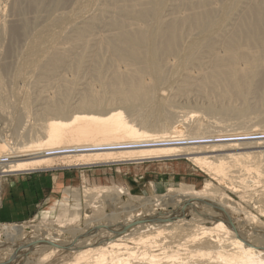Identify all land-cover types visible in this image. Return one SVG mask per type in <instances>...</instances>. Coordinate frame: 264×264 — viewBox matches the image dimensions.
<instances>
[{
	"label": "bare ground",
	"instance_id": "bare-ground-1",
	"mask_svg": "<svg viewBox=\"0 0 264 264\" xmlns=\"http://www.w3.org/2000/svg\"><path fill=\"white\" fill-rule=\"evenodd\" d=\"M172 158L201 190L68 187L62 226H13L0 264H264V223L226 195L264 179V0H0L1 181Z\"/></svg>",
	"mask_w": 264,
	"mask_h": 264
},
{
	"label": "rangeland",
	"instance_id": "rangeland-1",
	"mask_svg": "<svg viewBox=\"0 0 264 264\" xmlns=\"http://www.w3.org/2000/svg\"><path fill=\"white\" fill-rule=\"evenodd\" d=\"M5 134L6 136H9L8 132ZM8 140L12 143V140L9 138ZM62 170L74 173V181L72 182L70 180V184L65 185L64 189L72 187L78 190H85V188L88 190H95L96 188L110 187L111 189L116 190L118 187H121L128 194V197L123 199L124 204L131 201L130 203L134 205L141 204L144 199L146 201L147 199H155L156 197L165 195L170 188L175 189L183 185L194 186L197 190H201L205 182L210 178L207 174L193 166L192 163L185 158H172L144 161V163H125L121 165L108 166L90 165L85 167L73 165L68 166L62 161H57L51 166L44 165L40 171H34H37L35 173L52 175V173ZM262 170L264 171L263 168ZM262 177L264 178V176ZM6 178L2 179V181L0 180V182H2L0 183V190L1 187H3L4 180ZM214 183L219 186L218 182L214 181ZM230 183H232L238 191L236 194L230 192L226 193L230 200L238 204L243 211L252 213L264 223V215L260 216L257 210L252 208L249 204V202L255 199V197L263 196L264 179H245L243 181L235 179L230 181ZM60 191L61 190L58 191V194L56 193L57 195H53L43 208L41 207L44 204L46 197L41 198V200L36 204L34 210L35 212H33V215L30 218L15 223L1 222L0 240L5 242V238L9 236L8 230H13V226H22L24 228L25 235L29 236L36 234L40 228L45 232L48 228L62 226L57 222L61 223L64 220L59 221V216L56 214V210L52 207L60 201L66 203L64 196L61 194L62 191ZM96 202L98 201L96 200ZM49 207H51L50 210H48ZM85 214L91 219L94 212L91 208H86ZM213 224V222H206L205 226L211 228L213 227ZM63 229H67V227L65 226ZM62 238H64V236ZM6 253L7 251L0 250V263L6 260ZM57 254L58 255L54 256L44 264L72 263V260L74 259V257H72L74 255H71V252L68 251L59 252ZM178 262L175 263L180 264Z\"/></svg>",
	"mask_w": 264,
	"mask_h": 264
},
{
	"label": "crops",
	"instance_id": "crops-1",
	"mask_svg": "<svg viewBox=\"0 0 264 264\" xmlns=\"http://www.w3.org/2000/svg\"><path fill=\"white\" fill-rule=\"evenodd\" d=\"M73 178L74 173L63 170L52 175L28 173L7 177L0 190V223L30 218L41 198L46 197L43 208L53 195L70 184V180L73 182Z\"/></svg>",
	"mask_w": 264,
	"mask_h": 264
},
{
	"label": "water",
	"instance_id": "water-1",
	"mask_svg": "<svg viewBox=\"0 0 264 264\" xmlns=\"http://www.w3.org/2000/svg\"><path fill=\"white\" fill-rule=\"evenodd\" d=\"M129 228H130V227H128V228H126V229H124V230L126 231V230H128Z\"/></svg>",
	"mask_w": 264,
	"mask_h": 264
}]
</instances>
